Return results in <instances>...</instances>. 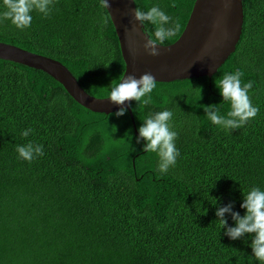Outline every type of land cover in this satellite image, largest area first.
<instances>
[{"label": "trees", "instance_id": "obj_1", "mask_svg": "<svg viewBox=\"0 0 264 264\" xmlns=\"http://www.w3.org/2000/svg\"><path fill=\"white\" fill-rule=\"evenodd\" d=\"M134 1L136 9L158 4L178 25L162 46L178 40L195 3ZM242 1L240 41L217 73L156 82L149 104L132 101L133 121L128 111L91 112L48 74L0 60V264H259L251 239L231 240L215 215L229 204L243 215L242 191L264 187V0ZM32 15L24 31L0 18V42L61 62L87 93L107 98L125 63L100 0H53L51 15ZM237 69L253 83L259 112L225 130L204 107L226 115L216 80ZM164 109L174 114L180 157L160 174L136 137L144 117ZM29 141L44 151L32 162L16 151Z\"/></svg>", "mask_w": 264, "mask_h": 264}, {"label": "clouds", "instance_id": "obj_2", "mask_svg": "<svg viewBox=\"0 0 264 264\" xmlns=\"http://www.w3.org/2000/svg\"><path fill=\"white\" fill-rule=\"evenodd\" d=\"M103 7H109L108 0H100ZM36 11L45 17L53 11V0H3V10L0 18L8 19L20 31L31 28L33 15ZM135 19L142 25H153L154 30L147 35L144 45L145 51L155 57L159 56L158 46L174 36L178 25L158 4H153L147 10L137 8ZM244 73L237 69L235 72L224 73L217 81L223 102L230 104V110L226 115L221 114L218 105H207L204 111L212 124L225 130L239 129L246 125L250 119L257 116L259 109L254 106L249 90L252 89L251 81L242 83ZM156 88V79L151 73H144L139 78L128 75L119 82L112 83L108 93V99L117 105L135 101L138 105H147L151 102L152 92ZM127 109L121 107L114 115L117 117L126 114ZM173 112L169 109L155 111L144 117L139 129L136 142H143V151L154 153L157 157V171L167 174L173 169L180 157V150L176 140L178 132L173 127ZM31 128L22 131V136L28 137ZM18 158L32 162L44 155L43 145L34 144L29 141L26 144L16 146ZM242 202L240 208L244 210L241 215L239 211H233L231 204L217 207L216 217L226 235L231 240L241 238L251 239L252 257L259 264H264V187L254 184L246 191H242ZM220 198H215L216 206ZM226 214L230 215L234 224L228 226Z\"/></svg>", "mask_w": 264, "mask_h": 264}, {"label": "water", "instance_id": "obj_3", "mask_svg": "<svg viewBox=\"0 0 264 264\" xmlns=\"http://www.w3.org/2000/svg\"><path fill=\"white\" fill-rule=\"evenodd\" d=\"M108 2L110 6L105 8L116 31L125 63L122 79L128 75L139 78L144 73H151L157 83L204 77L211 79L236 51L242 35V0H195L181 36L171 45L158 46L160 55L153 57L144 48L148 37L143 25L135 19V1ZM0 60L48 74L62 85L74 101L91 112L108 115L123 107L133 121L132 102L117 105L108 97L90 95L70 70L55 59L0 42Z\"/></svg>", "mask_w": 264, "mask_h": 264}]
</instances>
